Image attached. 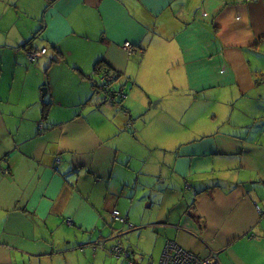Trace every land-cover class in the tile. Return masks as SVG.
I'll return each mask as SVG.
<instances>
[{"label": "crops", "instance_id": "crops-1", "mask_svg": "<svg viewBox=\"0 0 264 264\" xmlns=\"http://www.w3.org/2000/svg\"><path fill=\"white\" fill-rule=\"evenodd\" d=\"M125 218L264 264V0H0V264H125Z\"/></svg>", "mask_w": 264, "mask_h": 264}, {"label": "rangeland", "instance_id": "rangeland-1", "mask_svg": "<svg viewBox=\"0 0 264 264\" xmlns=\"http://www.w3.org/2000/svg\"><path fill=\"white\" fill-rule=\"evenodd\" d=\"M190 105H191L190 98H189V100H187L184 97H179V100L175 102L176 115L179 117V121L182 123L180 125V129L182 131V137L183 138L189 137L191 134H193V131H194L193 128L191 130V127H190V124H189V114H190L189 113V108H190ZM194 108L195 109H202V103H201L200 100L195 102ZM124 136H126L125 133H124V135H122V137L125 139ZM122 144L126 145V143H122ZM165 147H167L166 144H165ZM136 214H139V210H137ZM124 221H125L124 223H126V225L128 227V229H127L128 233L126 235H123L124 239L121 238L122 235L119 236V240L122 242L121 243L122 246L127 248V246H128L127 241H128V238H129L132 241H134L135 245H133V247H134L133 250H136V254H132V250H129L130 253H131L130 256H132V257L134 256L136 261L139 262V263L142 262L143 264H146L148 262V260H150L149 264H158V261L156 260V256H159L158 252H156V250H158V247H156L157 243H156V240L154 239V237L152 235L148 234L147 231H145V230H147V228L138 229L139 225L134 223V222H132V221L128 222L127 218H125ZM120 223L118 222L117 226L123 227L124 225H122V224H124V223H122V224H120ZM139 230H140L141 233L139 232ZM122 231L123 230L121 228H117L116 233L114 231L106 232L104 234V238H100L99 239L100 242H98L95 245L99 246L100 248H104L103 246L106 243V247H107L106 250H110V253L113 255L111 257H115L116 260L119 259V258H120V260H121V258L123 260V256L122 255H118L116 253L111 252V249L113 248V246L115 245V242H116L115 236L117 235V233H121ZM112 232L114 234H112ZM103 241H105V242H103ZM88 247L90 249L87 248L86 250H93L92 245L88 246ZM152 258L155 259V262H154V260H152Z\"/></svg>", "mask_w": 264, "mask_h": 264}, {"label": "built area", "instance_id": "built-area-1", "mask_svg": "<svg viewBox=\"0 0 264 264\" xmlns=\"http://www.w3.org/2000/svg\"><path fill=\"white\" fill-rule=\"evenodd\" d=\"M124 46L131 50L133 45L129 41L124 42ZM45 52V48L39 50V52L35 50H30L27 55L30 59L36 58L38 54ZM113 80V75L109 72H104L100 77V88L104 91V98L106 101H114L115 97L122 95L121 92H116L115 90L109 89V84ZM113 217L118 220L123 219L119 216V212L117 210L113 211ZM117 242L111 249L113 253L118 255H122L127 261V264H134L132 261H129L128 256L129 253L125 247L122 246L119 237L116 238ZM159 264H220L218 260V256L215 252L211 253L207 257H199L177 245L169 244L166 251H164Z\"/></svg>", "mask_w": 264, "mask_h": 264}, {"label": "trees", "instance_id": "trees-1", "mask_svg": "<svg viewBox=\"0 0 264 264\" xmlns=\"http://www.w3.org/2000/svg\"><path fill=\"white\" fill-rule=\"evenodd\" d=\"M48 105V102L45 103V106ZM129 261H132L134 264H138L130 255L128 256ZM128 260L124 259V263L126 264Z\"/></svg>", "mask_w": 264, "mask_h": 264}, {"label": "water", "instance_id": "water-1", "mask_svg": "<svg viewBox=\"0 0 264 264\" xmlns=\"http://www.w3.org/2000/svg\"><path fill=\"white\" fill-rule=\"evenodd\" d=\"M44 91H45V88H44ZM154 104V103H153Z\"/></svg>", "mask_w": 264, "mask_h": 264}]
</instances>
